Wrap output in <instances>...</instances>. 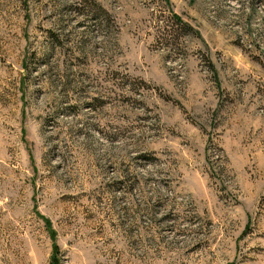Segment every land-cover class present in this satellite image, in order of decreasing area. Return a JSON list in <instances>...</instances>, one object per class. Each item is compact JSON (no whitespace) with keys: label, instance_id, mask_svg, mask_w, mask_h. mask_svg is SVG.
I'll list each match as a JSON object with an SVG mask.
<instances>
[{"label":"rangeland","instance_id":"374dc122","mask_svg":"<svg viewBox=\"0 0 264 264\" xmlns=\"http://www.w3.org/2000/svg\"><path fill=\"white\" fill-rule=\"evenodd\" d=\"M0 264H264V0H0Z\"/></svg>","mask_w":264,"mask_h":264},{"label":"trees","instance_id":"16d2710c","mask_svg":"<svg viewBox=\"0 0 264 264\" xmlns=\"http://www.w3.org/2000/svg\"><path fill=\"white\" fill-rule=\"evenodd\" d=\"M172 17L175 19V21H177V23L181 24V26L189 28V26L181 19H179L175 14H172Z\"/></svg>","mask_w":264,"mask_h":264}]
</instances>
